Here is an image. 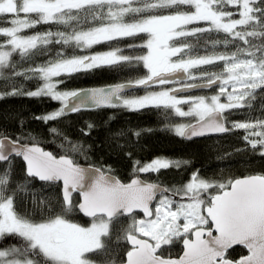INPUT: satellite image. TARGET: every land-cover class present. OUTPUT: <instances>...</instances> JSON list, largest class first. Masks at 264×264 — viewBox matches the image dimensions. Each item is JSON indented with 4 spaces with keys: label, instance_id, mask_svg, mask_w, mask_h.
<instances>
[{
    "label": "snow or ice",
    "instance_id": "snow-or-ice-1",
    "mask_svg": "<svg viewBox=\"0 0 264 264\" xmlns=\"http://www.w3.org/2000/svg\"><path fill=\"white\" fill-rule=\"evenodd\" d=\"M0 25V79L39 81L32 91L13 85L0 99L26 95L60 103L34 119L47 124L83 108L164 109L187 118L168 128L178 137L242 129L253 154L264 157V101L261 117L228 121L235 111H251L264 93V0H0ZM38 26L48 28L23 34ZM53 45L54 56L43 64L16 70L14 56L31 60ZM141 67L142 76L124 83L60 90L74 75ZM213 87L218 93L211 96L189 94ZM134 89L144 94L126 95ZM48 131L63 135L55 127ZM60 147L64 154L57 156L31 133L0 135L6 164L0 169V243L16 241L0 247V264H264V174L217 181L197 171L169 187L140 174L180 169L188 161L155 158L137 161L133 178L123 183L110 169L78 164L74 154L86 158L81 144L63 136ZM16 158L24 162L22 180H13ZM37 180L42 188L60 186L62 198L37 195ZM28 202L30 208L18 210ZM77 213L87 222L70 219ZM237 245L247 255L232 259L229 250Z\"/></svg>",
    "mask_w": 264,
    "mask_h": 264
},
{
    "label": "trees",
    "instance_id": "trees-1",
    "mask_svg": "<svg viewBox=\"0 0 264 264\" xmlns=\"http://www.w3.org/2000/svg\"><path fill=\"white\" fill-rule=\"evenodd\" d=\"M47 28L48 26H38L35 30H25L23 34L31 35L33 31H46ZM52 30L55 31L56 27L53 26ZM211 38L216 37L213 34ZM136 43L140 41L137 40ZM57 48L58 46L53 45L50 52L38 53L31 60H21L18 55L14 56L16 70L23 71L37 64H43L54 56ZM93 50L105 51L107 49L103 46H96ZM138 52L139 50L136 52L126 50L124 54L135 55ZM212 70L219 71L220 68ZM145 71L142 67L139 70L101 68L67 78L65 83L60 85V90L76 91L85 86L124 82L142 76ZM38 84L39 81L35 79L25 80L23 77H17L14 80L0 79V92H10L13 85L25 91H32L37 88ZM171 86L173 85L165 87ZM155 87L159 89L160 86ZM213 91L214 87L192 92L208 94ZM142 92H144L143 89H134L126 95H138ZM262 101H264V93H259L253 102L251 111L241 109L229 115V126L231 121H245L261 117ZM59 107L58 101H51L46 97L5 96L0 99V135L15 139L17 136H26L31 133L36 137L39 145L55 155L64 154V149L60 145L63 136H67L72 142L81 144L86 151V158L80 154L73 155L77 163L110 169L111 173L123 181L133 176V168L137 161L143 165L155 158L188 161V164L180 169L170 168L161 170L158 174H140L144 179L169 187L182 185L188 181L193 172L197 171L203 178L217 181H227L250 173L264 174V157H261L258 152L253 154L250 145L243 140L245 133L242 129L224 134L184 139L176 136L168 128L187 118L175 117L166 114L164 109L151 107L135 112L122 108H83L47 124L34 119L36 116L47 114ZM21 121H23L22 126ZM89 123L93 125L90 130L87 128ZM52 127L59 129L63 135L58 137L49 133L48 129ZM84 131L89 134L84 135ZM136 132L140 133L138 137L134 134ZM5 167L6 164L0 162V169ZM23 174L22 159H14L13 180H22ZM32 189L37 195L48 196L53 200L56 197L62 198L60 186L42 188V182L37 180L32 185ZM30 207V202L19 203L18 210L24 212L25 208ZM70 219L81 224L88 220L80 213ZM118 228L119 225H117ZM13 243H16L14 239L6 237L3 243H0V247H7ZM180 251L181 245L178 244L173 247L172 255H177ZM229 253L230 258L235 259L244 254L245 249L242 246H234Z\"/></svg>",
    "mask_w": 264,
    "mask_h": 264
},
{
    "label": "water",
    "instance_id": "water-1",
    "mask_svg": "<svg viewBox=\"0 0 264 264\" xmlns=\"http://www.w3.org/2000/svg\"><path fill=\"white\" fill-rule=\"evenodd\" d=\"M124 82H127V81H124ZM124 82H118V83H124ZM114 84H116V83H112V84H107V85H97V86H85V87H82V88H79L78 90H81V89H90V88H99V87H108V86H111V85H114ZM78 90H76V91H78ZM195 90H199V89H195ZM194 91V90H193ZM209 135H214V134H209ZM4 136H6V135H4ZM207 136V135H206ZM9 137V136H8ZM194 138H196V137H194ZM39 145V144H38ZM41 148H43L41 145H39ZM45 151H50V150H48V149H46V148H43ZM51 152V151H50ZM55 155V154H54ZM59 155H63V154H59ZM59 155H57V156H59ZM23 161V160H22ZM24 163V162H23ZM78 164H80L81 166H83V167H88V166H94V167H97V166H95V165H92V164H87V163H78ZM25 167V166H24ZM252 174H258V173H250V174H245V175H240V176H237V177H234L233 179H237V178H243V177H245V176H247V175H252ZM111 175H113V176H115L116 178H118L116 175H114L113 173H111ZM142 179H144L142 176H140ZM133 178V176L132 177H130L127 181H123V180H121L120 178H118L119 180H121V182H123V183H128V182H130V180ZM144 180H147V179H144ZM148 181H150V180H148ZM151 182H154V181H151ZM61 196H62V193H61ZM81 214V213H80ZM81 215H83V214H81ZM87 218V217H86ZM238 246V245H237ZM181 248H182V245H181ZM245 253L244 254H242V255H247V250L245 249ZM181 252V251H180ZM179 252V253H180ZM176 255H174V257H175ZM241 256V255H240ZM239 256V257H240ZM239 257H237V258H235V259H239Z\"/></svg>",
    "mask_w": 264,
    "mask_h": 264
},
{
    "label": "rangeland",
    "instance_id": "rangeland-1",
    "mask_svg": "<svg viewBox=\"0 0 264 264\" xmlns=\"http://www.w3.org/2000/svg\"><path fill=\"white\" fill-rule=\"evenodd\" d=\"M172 87V86H171ZM158 90V89H157ZM194 91H196V90H194ZM218 93V87H214V91L213 92H210V93H208V94H206V93H196V92H190L189 94L190 95H206V96H211V95H214V94H217ZM144 94V92H142V93H140V94H138V95H143ZM128 96H135V95H128ZM221 102H225L224 101V98H221ZM185 107V110H186V106H184ZM180 122H187V119H185L184 121L182 120V121H180ZM179 122V123H180Z\"/></svg>",
    "mask_w": 264,
    "mask_h": 264
},
{
    "label": "flooded vegetation",
    "instance_id": "flooded-vegetation-1",
    "mask_svg": "<svg viewBox=\"0 0 264 264\" xmlns=\"http://www.w3.org/2000/svg\"><path fill=\"white\" fill-rule=\"evenodd\" d=\"M246 252V251H245Z\"/></svg>",
    "mask_w": 264,
    "mask_h": 264
}]
</instances>
